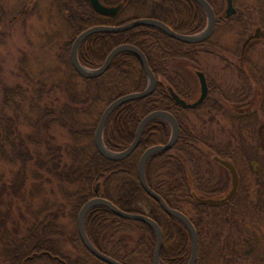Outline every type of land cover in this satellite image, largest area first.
Instances as JSON below:
<instances>
[{
  "label": "trees",
  "instance_id": "obj_1",
  "mask_svg": "<svg viewBox=\"0 0 264 264\" xmlns=\"http://www.w3.org/2000/svg\"><path fill=\"white\" fill-rule=\"evenodd\" d=\"M101 1L106 5L123 2L122 12L133 0ZM138 1H152L156 10L142 16L117 20L118 14L111 16L99 13L90 0H53V8L72 30V35L60 41L56 52L57 66L42 71V80L36 81V94L33 97L53 100L34 109V112L45 122L49 121L48 130L53 123L63 127L71 138L69 144H54L46 129L43 133L47 136L44 141L46 149L40 154L29 142L41 133L36 136H23L19 132L14 134L15 129L18 130L17 99L26 97L22 90L6 89L2 105L12 112L9 114L7 110L4 111L7 114L2 118L0 139L8 141L11 151L1 148L0 158L4 157L12 165L19 162V165L14 171L15 182L7 185L6 190L4 186V192L17 196L21 194L29 176L27 165L34 161L39 168L37 172L33 171L35 178L43 176L42 182L46 183H54L55 180L58 188L61 187L59 192L63 201L61 199L54 204L55 208L49 210L51 216H46L48 220L37 221L28 227L27 235H16L14 240L5 237L4 261L12 264H109L85 247L75 227L57 222L58 215L62 217L69 214L73 219L76 218L84 203L101 196L123 210L146 214L160 224L163 230L160 264H188L192 251L188 228L178 218L165 212L144 190L138 178L140 156L149 147L170 140V123L162 117L152 119L146 125L136 150L122 160L104 157L95 146L94 134L104 109L116 98L130 92L143 91L148 85V74L139 56L129 50L122 51L104 74L94 78L81 76L70 59L75 37L95 25H119L133 18L150 17L162 20L181 33L191 34L202 30L207 24L206 12L196 0ZM208 1L218 14L222 13L224 0ZM23 5L22 1L18 6ZM186 5L192 6L190 17L186 15ZM6 22L5 10L0 7V27H4ZM209 40L187 43L171 37L156 26L139 25L121 32L93 33L82 42L78 52L81 63L90 68L102 66L109 53L122 44L135 45L146 55L158 79L156 89L147 97L127 101L116 108L108 119L103 138L111 150L123 151L132 144L140 122L151 112L166 110L176 116L180 124L178 141L170 150L155 153L148 159L145 176L150 187L194 223L199 237L196 264H205L213 248L219 256H224L227 248L232 255L238 253V250L230 249L232 246L224 235L226 225L233 221L232 217L236 214H240L242 221L251 217L252 225L244 223L246 229L264 226V207H261L264 201L262 204H254L249 197H241V185L236 196L223 205L205 204L196 197H214L227 183L214 181L216 177L210 154L214 155L213 161L218 155L235 163L239 152L238 148L231 150V143L223 147L209 142L197 123L187 114L188 111L198 112L207 106L208 100L219 90L217 85L211 83L209 98L194 109L181 107L170 93V88H173L180 97L190 101L189 97L193 93L191 80L173 68L172 62L182 59L202 66L201 55L212 52ZM23 64L24 60L21 65L25 67ZM27 76L29 81L34 79L30 74ZM211 107L218 109L214 104ZM214 118L210 116L211 121ZM45 174L49 176L45 177ZM97 183H100L99 191L96 190ZM36 185L42 184L38 182ZM2 193L3 190H0L1 196ZM243 199L247 201L242 203ZM235 222L241 223L239 220ZM85 227L88 237L98 249L123 264H135L138 259L152 264L157 235L148 223L123 218L105 205H95L86 215ZM66 242L71 243L73 249L68 250ZM243 242L248 246L245 255L251 254L262 261L253 264H264V245L252 244L248 237L243 238Z\"/></svg>",
  "mask_w": 264,
  "mask_h": 264
},
{
  "label": "rangeland",
  "instance_id": "obj_2",
  "mask_svg": "<svg viewBox=\"0 0 264 264\" xmlns=\"http://www.w3.org/2000/svg\"><path fill=\"white\" fill-rule=\"evenodd\" d=\"M22 1L24 5L18 6ZM235 4L238 9L236 16L230 21L220 22L208 41L212 52L201 55L202 66L182 59L172 62V66L191 80L193 93L189 99H197L200 96V82L193 72L194 68L205 70L210 85L213 83L219 87L214 96L208 100L207 106L198 112L188 111L187 114L197 123L209 142L223 147L231 143V150L239 149L235 163L241 177L240 196L249 197L248 199L254 204H262L264 201V191L261 193L264 189V40L252 41L244 53L242 48L244 41L254 33L256 27L264 28V0H236ZM53 6H55L53 0H0V7L4 8L7 21L4 27H0V134L3 130L1 125L3 116L12 112L2 105L3 95L6 89L22 90L26 98L17 99L19 101L18 130L15 129L14 134L19 132L23 136L27 134L36 136L41 133L39 137H32L29 142V145L37 149L40 154L46 149L44 141L47 136L43 133L46 132L49 121L45 122V119L39 118L34 109L43 107L53 98L33 97L36 94V81L42 80V71L57 66L56 52L58 53L60 41L72 35V30L66 26ZM155 10L152 1L133 0L118 14L117 20L142 16ZM23 60L26 68L21 65ZM27 74L34 79L29 81ZM213 104L218 109L211 107ZM210 116H215V120L211 121ZM48 131L54 144L65 145L71 142L67 131L58 123L51 124ZM7 142L5 138L0 139V149L11 151ZM205 151L208 152L207 148ZM213 156L210 154L216 177L214 181L227 182L214 197H223L232 187V176L223 165L213 161ZM4 159V157L0 158V190H3L2 196L0 195V264H12L3 259L5 237L8 236L13 240L17 238L16 235L23 237L27 235V228L33 223L48 220L46 216H51L50 213L48 214L49 210L55 208L54 204L61 201L62 194L59 192L61 187L58 188L55 180L54 183H46L42 182L43 176L35 178L33 171L37 172L39 168L34 161H30L27 165L29 176L21 194L17 196L4 192V186L6 190L7 185L15 182L14 171L19 165V162L12 165ZM46 175L48 174H45V177ZM38 182L42 185L37 186ZM37 187L39 188L36 189ZM246 201V199L241 200L242 203ZM261 207H264V203ZM58 216L60 219L57 218V222L66 223L78 231V214L74 219L69 214ZM248 217L242 221L240 214H236L234 218L232 217L233 221L225 227L224 235L232 246L230 249L238 250V253L232 255L227 248L226 254L219 256L213 248L205 264L262 262L255 256L244 253L248 249L243 242L245 237H248L252 244L264 245L262 240L264 226L246 229L245 224L252 225L251 217ZM236 220L241 223L235 222ZM239 243L243 245L240 246ZM65 245L68 250L73 249L71 243L66 242ZM134 263L150 264L147 260L141 262L139 259Z\"/></svg>",
  "mask_w": 264,
  "mask_h": 264
},
{
  "label": "water",
  "instance_id": "obj_3",
  "mask_svg": "<svg viewBox=\"0 0 264 264\" xmlns=\"http://www.w3.org/2000/svg\"><path fill=\"white\" fill-rule=\"evenodd\" d=\"M92 3V6L97 10L99 13L104 15H111L115 16L117 15L123 8L124 4L123 2L118 3L117 5H106L101 0H90ZM198 3L204 8V10L207 13L208 22L204 30H202L199 33L196 34H185L180 33L178 31H175L172 27H170L168 24L163 22L162 20L156 19V18H150V17H142V18H136L131 21H128L123 24L119 25H95L92 26L81 33H79L71 46L70 51V59L73 67L76 69V71L83 77L86 78H94L98 77L102 74H104L110 67L113 59L122 51L129 50L137 54L141 60V63L144 67V70L148 74V85L146 89L143 91L138 92H130L125 95H122L118 98H116L114 101H112L102 112L101 117L99 119L95 134H94V141L95 146L99 153H101L104 157L111 159V160H122L124 158H127L130 156L138 147L140 143V139L142 136V133L146 127V125L154 118L162 117L166 119L171 127H172V135L170 140L165 144H158L153 145L146 149L142 155L140 156V159L138 161V178L139 181L144 188V190L152 196L161 206V208L167 212L168 214L178 218L180 221H182L186 227L188 228L191 238H192V251L191 256L189 259L188 264H196L198 259V253H199V237L198 232L196 230V227L192 220L182 211L175 209L171 207L165 199L156 192L147 182L146 176H145V166L148 161V159L155 153L163 152L170 150L173 148V146L178 141L179 135H180V124L178 122V119L176 116L166 110H156L145 116L142 121L140 122L135 138L132 142V144L123 151H113L110 148L107 147V145L104 142V129L108 122L109 117L113 113V111L118 108L123 103L133 100V99H140L147 97L148 95L152 94L154 90L157 87L158 79L155 75V73L152 71L148 59L144 52L138 48L135 45L132 44H122L117 47H115L107 56L105 62L102 66L98 68H90L85 65H83L79 59V47L82 44V42L91 34L96 32H121L125 31L131 28H134L139 25H153L156 26L163 31H165L167 34H169L171 37L178 39L183 42L187 43H198L203 42L207 40L215 31L216 29V13L212 5L209 3L208 0H196ZM227 1V8H226V14L227 16L233 15L236 13V8L234 6V0H226ZM262 36L264 38V30H262L260 27H257L247 40L245 41L244 46L247 45V43L255 38ZM199 80H200V96L195 101H187L186 99L180 97V95L173 89L170 88V93L172 97L174 98L175 102L184 107V108H195L202 104V102L206 99L209 93V86L206 79V75L203 71L198 72ZM214 159L224 165L230 172L232 176V187L229 190V192L223 196V197H201L196 196L199 201L205 204L219 206L227 203L228 201L232 200L235 195L238 192L239 185H240V175L238 172L237 167L228 159H224L220 156H215ZM100 189V183H97L96 190L99 191ZM95 205H105L108 208H110L113 212H115L117 215L132 219V220H139L148 223L153 227V229L156 232L157 235V245L155 248V252L153 254V260L152 264H160V254L163 247V230L160 226V224L151 218L150 216L143 214V213H135L130 212L121 209L116 204H114L111 200L106 199L101 196H96L91 199H89L84 205L81 207L78 217H77V228L78 233L80 235V238L85 245V247L96 257L99 259L109 263V264H123L119 260L107 255L106 253L102 252L100 249H98L95 244L90 240L88 237L86 227H85V219L88 211Z\"/></svg>",
  "mask_w": 264,
  "mask_h": 264
},
{
  "label": "flooded vegetation",
  "instance_id": "obj_4",
  "mask_svg": "<svg viewBox=\"0 0 264 264\" xmlns=\"http://www.w3.org/2000/svg\"><path fill=\"white\" fill-rule=\"evenodd\" d=\"M235 1L236 0H234V6H235V8H236V13H234L233 15H230V16H227V14H226V8H227V1L226 0H224V9H223V11H222V13L221 14H218L217 12H216V10H215V13H216V19H217V22H216V30H217V28H218V25L220 24V22H222V19L223 20H231V19H234V16H236V14H237V12H238V9H237V7H236V4H235ZM210 3V2H209ZM190 4V3H189ZM211 4V3H210ZM191 5V4H190ZM188 6V5H186V15H187V17H190L191 15H192V6ZM212 5V4H211ZM213 7V6H212ZM214 8V7H213ZM204 9V8H203ZM206 12V11H205ZM206 15H207V13H206ZM223 17V18H222ZM207 25V24H206ZM206 27V26H205ZM262 30H264V28H262L261 26H259ZM173 28V27H172ZM175 31H178V30H176L175 28H173ZM204 29V28H203ZM202 29V30H203ZM202 30H199V31H196L195 33H199V32H201ZM215 30V31H216ZM179 32V31H178ZM215 33V32H214ZM214 33L210 36V38L214 35ZM210 38H208L207 40H209ZM264 40V38L262 37V36H260V37H255V38H253V39H251L248 43H247V45L246 46H244V44H245V41H244V44H243V48H242V53H244V51L247 49V47H248V45L252 42V41H254V40ZM199 71H203L204 73H205V75H206V79H207V82H208V86H209V93H208V96L206 97V99L202 102V104L204 103V102H206V100L209 98V95H210V80H209V76L207 75V73L205 72V70H202V69H199V68H194L193 69V72H194V74L196 75V77L198 78V80H199V76H198V72ZM199 82H200V80H199ZM199 97H197V99H198ZM197 99H191L192 101H195V100H197ZM230 160V159H229ZM230 161H232V160H230ZM233 162V161H232ZM226 168V167H225ZM227 169V168H226ZM228 170V169H227ZM229 171V170H228ZM230 173V172H229Z\"/></svg>",
  "mask_w": 264,
  "mask_h": 264
}]
</instances>
